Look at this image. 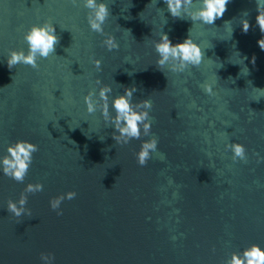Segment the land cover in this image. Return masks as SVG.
Wrapping results in <instances>:
<instances>
[{
    "label": "water",
    "instance_id": "water-1",
    "mask_svg": "<svg viewBox=\"0 0 264 264\" xmlns=\"http://www.w3.org/2000/svg\"><path fill=\"white\" fill-rule=\"evenodd\" d=\"M97 2L109 8L102 27L118 49L89 29L82 0H0V157L17 140L38 147L22 183L0 170V264H43L41 253L52 264H226L252 244L264 250V34L255 0H229L213 25L173 18L163 0ZM199 6L193 0L192 10ZM44 22L59 38L55 53L37 69H9V50L26 53L24 33ZM161 32L173 44L190 35L201 64L174 73L169 61L164 75L152 46ZM97 79L112 88L110 113L124 88L137 89L133 103L152 102L149 136L115 144L98 96L97 111L85 110ZM152 136L157 150L139 166L135 153ZM233 142L245 161L233 162L225 148ZM29 183L43 190L26 193L31 215L15 217L7 201ZM68 191L76 197L58 216L49 201Z\"/></svg>",
    "mask_w": 264,
    "mask_h": 264
},
{
    "label": "clouds",
    "instance_id": "clouds-1",
    "mask_svg": "<svg viewBox=\"0 0 264 264\" xmlns=\"http://www.w3.org/2000/svg\"><path fill=\"white\" fill-rule=\"evenodd\" d=\"M167 6L168 13L173 18L184 19L187 16L193 22L199 21L206 25H213L215 20L221 18L227 10L229 0H200V6L195 10L193 8V0H163ZM74 6L77 0H72ZM83 7L89 10L87 15V24L91 31L102 34L105 39L102 41L103 46L112 51L118 49L119 45L111 34L104 33L102 25L109 16V8L103 2L97 0H82ZM257 15L255 17L259 30L264 34V4L261 0H255ZM147 7V6H146ZM242 32L247 33L250 25L247 19L240 20ZM27 44V52L23 50H9L6 62L9 69L14 68L18 64L28 65L33 69L38 68V58H48L49 55L55 53V47L59 43V38L55 34V28L52 24L44 22L40 25H32L23 36ZM257 44L261 50H264V36H262ZM157 54L155 60L156 68L164 74L165 66L169 61H176L177 65L167 67L168 71L174 73L183 72L189 65L198 67L204 56L201 48L194 43L190 35L182 42L173 44L168 35L164 32L159 34V39L152 43ZM92 64L100 70L101 61L93 59ZM165 75V74H164ZM167 78V77H166ZM97 85H101L96 92L89 91L83 97L85 110L88 114L97 111V106L93 101L94 96H98L101 101L99 112L104 122L113 129L111 138L117 145L128 144L131 139H140L141 135L149 136L151 130V121L149 119V111L152 108V102L148 99H141L135 103L132 102L133 93L137 91L135 87L124 88L122 95H116L111 100V108L114 114L109 112V94L112 92L111 86L101 84L99 79L96 80ZM203 91L212 95V88L208 83L203 84ZM157 138L152 136L147 140L141 141L139 150L135 153L136 162L139 166H145L151 158L150 154L157 150ZM226 149L231 150L232 160L235 162L237 158L241 161L246 160L245 147L240 143H231L225 145ZM38 151L37 145L26 141L17 140L10 144L6 149V155L0 157V170L10 179L22 183L27 174L29 165L32 162V154ZM259 159V158H258ZM43 190L40 183H29L25 186L17 201H7L6 210L20 217L22 214L31 215L30 210L25 207L27 202L26 193H37ZM76 197L74 191H68L63 195L56 196L49 201V206L56 214L62 215L60 205L65 199L72 200ZM40 260L43 264H52L54 256L51 253H41ZM226 264H264V250L258 245L252 244L243 249L240 254L232 253Z\"/></svg>",
    "mask_w": 264,
    "mask_h": 264
}]
</instances>
